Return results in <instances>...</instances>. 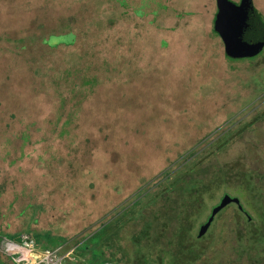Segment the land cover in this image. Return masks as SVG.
<instances>
[{"label": "rangeland", "instance_id": "obj_1", "mask_svg": "<svg viewBox=\"0 0 264 264\" xmlns=\"http://www.w3.org/2000/svg\"><path fill=\"white\" fill-rule=\"evenodd\" d=\"M252 2L264 21V0ZM215 11V0H0V264H18L5 240L19 233L48 232L75 249L190 162L197 179L227 169L199 200L192 238L224 194L239 198L255 233L264 227V207L241 185L246 169L264 171V48L226 59ZM141 208L116 230L110 264L156 261L155 235L146 246L135 239L166 209L159 198ZM237 209L214 217L195 242L209 246L207 259L195 264H256L229 262L253 244L240 239ZM73 255L91 263L87 250Z\"/></svg>", "mask_w": 264, "mask_h": 264}, {"label": "trees", "instance_id": "obj_2", "mask_svg": "<svg viewBox=\"0 0 264 264\" xmlns=\"http://www.w3.org/2000/svg\"><path fill=\"white\" fill-rule=\"evenodd\" d=\"M242 1L243 0H239L234 4L241 5ZM248 3L252 7L251 12L259 30L264 33V21L262 16L259 14V12H257L252 0H248ZM134 15L138 17L141 15V13L139 11H136ZM70 34L72 35L73 39V43L71 44V46H75V34L71 32ZM47 40L45 42H47ZM57 46L69 47L70 45L58 43L54 45L53 48H56ZM224 56L226 59L234 60L232 58H229L225 54ZM92 81L93 79L91 78V80L83 81V83L90 84ZM230 134H233V132H228V135L222 136L223 142L227 137L232 138ZM223 142L220 139H216L213 144H220L216 147L217 149H219V147L223 145ZM213 167L214 170L210 172V175L208 177L197 179L193 177L198 176V174L194 170L195 164L192 162L186 163L185 168L179 169L176 173H173L171 179H167L168 182L161 185V187H163L161 191H158L156 193H146L142 196L141 199H138L135 202L131 203V205L126 208L124 215L120 216L118 219H116V221H112L110 218L109 220L102 222L94 231L85 235V237H83V239L78 244H76L74 252L78 249L89 251L91 254L89 260L91 263L89 264H110L113 262L117 263L118 260L114 259V254H111L112 252L110 251V248H114L119 251L121 250L120 246L117 244L116 239H114L117 235L116 230L122 227L125 222L134 221L135 213L138 208L149 206L150 204L155 202L157 198H159L160 203L164 206L166 212L164 213V215H162V212L157 210V214L153 215L152 218L146 216L142 222L144 224V228L140 232L139 236L135 239V241L139 245L144 242V245L146 246L149 245V243L151 244V235H155L157 241L156 246L160 245L156 261L152 262L149 259V256L147 259H145L144 255L138 254L135 257L133 264H195L199 259L204 258L206 260L207 249L209 246L206 245L205 248H203L199 246L198 243L195 244V242L200 241L199 239H201L202 237L196 236V238H192L191 232L195 220V217H193V215L194 211L199 206V200L203 199L204 194H212L213 189H217L216 187H214L216 185H214V183L221 180V176H223L227 172V169L222 168L221 165H213ZM245 172L246 173L243 174L244 179L241 182V185L248 192L253 191V195H256L254 196V198H256L257 202L261 204L259 208L264 207V171L260 172L256 169H246ZM257 182L260 183V188H257ZM143 199H145V201ZM168 199L171 205L174 204L173 206H169ZM142 208L138 211L139 215L141 216ZM245 216L246 212L243 210V208L242 210L237 209V211H235L233 215V220L236 223V228L240 234V239H242V233H245L246 235L248 234L247 238L250 239L253 244H249V246L245 248H241V246L239 245L238 249H235L236 252L234 250L235 258L232 261L229 260V262L239 263L245 258L248 261L260 264L261 260L264 259V255L258 254V252H260L259 250L261 249L259 245L264 243V227L260 231L257 228V230H255V233L252 229L256 227L254 225L252 226L253 218L250 215H247L246 217ZM122 217H124V219H122ZM157 222L160 223L157 227L158 230L157 228L155 230ZM258 233L259 235L255 236ZM27 235L29 236V240L32 241L35 246V250L37 251L48 248V246L40 245L42 241H44L46 245L53 244V247L62 246L65 242V240H61L62 238H54L48 232L43 234L33 233ZM5 236L7 235H4L3 237ZM11 236H16L18 240H11L7 238V245L22 244L20 233ZM251 251L258 252L257 254L251 255ZM73 254V258L65 262L64 264H75V256ZM209 260V264H221V262L223 261L221 259H218L216 261L214 260V258H211Z\"/></svg>", "mask_w": 264, "mask_h": 264}, {"label": "water", "instance_id": "obj_3", "mask_svg": "<svg viewBox=\"0 0 264 264\" xmlns=\"http://www.w3.org/2000/svg\"><path fill=\"white\" fill-rule=\"evenodd\" d=\"M215 4L213 29L223 44L224 54L237 59L254 57L260 53L264 46V33L255 22L248 0H243L241 5H236L230 0H215ZM229 204H235L242 210L237 197L224 194L212 208L207 221L200 226L197 237L206 233L214 217Z\"/></svg>", "mask_w": 264, "mask_h": 264}, {"label": "built area", "instance_id": "obj_4", "mask_svg": "<svg viewBox=\"0 0 264 264\" xmlns=\"http://www.w3.org/2000/svg\"><path fill=\"white\" fill-rule=\"evenodd\" d=\"M21 240V245L9 244L7 246L13 250L12 253L15 252L13 255L18 264H64L72 259L74 248L64 251L62 246H57L37 251L28 235H21Z\"/></svg>", "mask_w": 264, "mask_h": 264}, {"label": "crops", "instance_id": "obj_5", "mask_svg": "<svg viewBox=\"0 0 264 264\" xmlns=\"http://www.w3.org/2000/svg\"><path fill=\"white\" fill-rule=\"evenodd\" d=\"M215 14H216V11H215ZM215 14H214V17H215ZM213 21H214V18H213ZM212 31H214V29H213ZM214 32H215V31H214ZM214 32H213V33H214ZM214 34H215V33H214ZM216 36L218 37L217 34H216ZM218 38H219V37H218ZM219 39H220V38H219ZM220 41H221V40H220ZM221 43H222V42H221ZM222 46H223V44H222ZM223 50H224V49H223ZM223 52H224V51H223ZM5 241H6V240H5ZM6 243H7V242H6ZM6 243H5V244H6ZM6 246H8V245L6 244ZM11 250H12V249H11ZM4 251H5V250H4ZM12 251H13V250H12ZM5 253H7V252H5ZM13 253H15V252H13ZM7 254L9 255V254H11V253H7ZM8 255H7V256H8ZM11 256L15 258V256H13L12 254H11ZM12 257H11V258H12ZM15 259H16V258H15ZM15 262H16V261H15ZM16 263H17V262H16Z\"/></svg>", "mask_w": 264, "mask_h": 264}]
</instances>
